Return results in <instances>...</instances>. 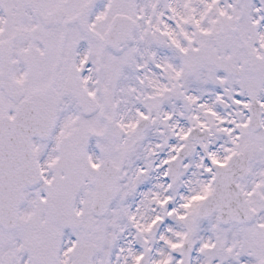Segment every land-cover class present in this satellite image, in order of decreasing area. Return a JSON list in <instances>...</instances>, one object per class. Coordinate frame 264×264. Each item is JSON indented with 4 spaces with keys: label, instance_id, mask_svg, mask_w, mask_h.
I'll list each match as a JSON object with an SVG mask.
<instances>
[{
    "label": "snow or ice",
    "instance_id": "snow-or-ice-1",
    "mask_svg": "<svg viewBox=\"0 0 264 264\" xmlns=\"http://www.w3.org/2000/svg\"><path fill=\"white\" fill-rule=\"evenodd\" d=\"M0 264H264V0H0Z\"/></svg>",
    "mask_w": 264,
    "mask_h": 264
}]
</instances>
